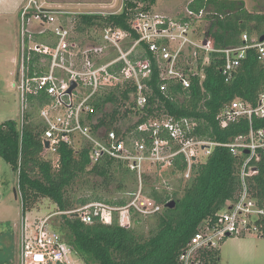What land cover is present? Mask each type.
I'll list each match as a JSON object with an SVG mask.
<instances>
[{"label":"built area","instance_id":"1","mask_svg":"<svg viewBox=\"0 0 264 264\" xmlns=\"http://www.w3.org/2000/svg\"><path fill=\"white\" fill-rule=\"evenodd\" d=\"M45 4V1L27 0L18 14L19 54L13 76L20 100L19 128H22L26 114L35 109L40 124L41 157L50 162L54 170L60 165L59 148L65 145L75 153L85 149L89 168L107 158L135 175L139 182V188L124 206L94 202L61 213L72 215L84 224L93 221L110 224L116 218L120 226L129 227L132 213L147 217L160 214L165 208L142 192L146 165L171 169L174 159L182 156L187 167L180 175L189 179L191 165L199 158L200 151L208 156L214 147L221 146L241 159L237 174L238 194L234 200L226 201L214 219L205 220L198 226L180 250L176 263L216 264L214 253L225 238L249 233L264 238V209L251 196L247 184V180L257 174L256 163L264 152V127H253L254 119H264V93L257 96L255 105L234 99L220 110L216 121L221 129L240 120L249 124L247 134L225 144L193 137L198 124L188 118L163 116L140 124L132 121L130 125L116 124L115 128L106 129L100 124L105 111L99 112L95 106L105 88L120 86L129 90L133 107L143 109L151 94L147 82L152 75V64H156L158 87L162 94L167 92L170 84H178L183 90L190 88V75L195 74L191 72L196 71V58L203 53V64H206L208 53L215 52L211 38L204 37L198 41L197 36H192L193 17L197 18L202 12L199 15L188 12L184 18L187 21L174 22L158 15L152 16L148 10L135 9L129 25L138 39L127 50L120 51L119 45L127 39V33L105 28L101 37L118 49V56L106 64L88 63L76 68V64H63L65 55L76 48L75 41H71V28L61 19L68 14ZM262 36L264 34L252 36L243 33L241 45L219 51L224 54L223 75L226 81L245 58L247 50H254L257 59L264 62ZM38 37L45 38L46 44L39 43ZM140 44L145 46L150 57H138L136 47ZM188 48L192 50L191 61L181 63ZM102 51L101 46L86 45L82 56L89 62V55L97 57ZM35 54L40 55L41 64L30 70L29 61ZM118 63L122 66L117 71ZM181 64H187V73ZM200 78L202 80L204 76L201 74ZM71 83H75V88L68 93ZM44 142H48V148L44 147ZM18 240L16 264H78L76 260L85 264L73 254L66 240L51 228L47 220L22 226Z\"/></svg>","mask_w":264,"mask_h":264},{"label":"trees","instance_id":"2","mask_svg":"<svg viewBox=\"0 0 264 264\" xmlns=\"http://www.w3.org/2000/svg\"><path fill=\"white\" fill-rule=\"evenodd\" d=\"M155 1L123 0L122 9L115 14L74 16L79 17L80 22L88 28L119 29L127 33L128 40L132 43L138 39L129 25L134 9L146 11ZM139 3L141 8L137 6ZM205 9L210 14L207 16L209 27L205 37L213 39L215 52L208 53L206 64H203V53L196 58V71L191 72L195 74L190 75V88L183 90L178 84H170L167 92L162 94L158 87L156 64H152V75L147 82L151 89L147 105L143 109L134 108L128 102L129 90H123L120 86L105 88L95 106L99 112H103L107 104H111L112 109L108 113L103 112L101 125L106 129L115 128L116 124L130 125L134 115H140L135 124L167 116L196 121L198 125L192 135L199 140L225 144L247 134L248 121L240 120L221 129L216 116L234 99L256 104L257 96L264 93V62L257 59L254 50H247L245 58L226 81L223 75L224 54L219 51L241 45L240 38L244 32L264 34V14L250 13L243 3L235 0H191L187 5L188 12L194 15L203 13ZM36 39L43 40L41 37ZM136 49L138 57L151 56L143 44ZM38 64L40 55H32L30 70L37 68ZM121 66L118 63L115 70L118 71ZM181 67L187 73L189 67ZM201 74L204 76L202 80ZM31 116L30 111L25 118L28 120ZM39 127L40 124H31L29 121L24 122L21 129L19 123L12 120L0 124V158L17 174L23 212L30 207L32 200L38 198L49 199L60 212L70 211L73 203L67 196V190L86 173L101 178L103 183L109 185L115 180L112 171L116 170L119 174L118 189H123L125 181H137L127 170L118 166L114 168V163L107 158L89 168L85 149L75 153L65 145L59 148L60 165L54 170L51 163L41 157L43 148L39 139ZM253 127H264V119H254ZM240 162V157L233 156L228 148L216 146L205 162L192 163L189 179L181 188L179 185L171 193L158 190L150 183L148 176H143V184L149 189L148 192L144 190L146 196L163 206L174 201L173 209L165 207L162 213L147 217L132 213L129 227L120 226L116 218L110 224L97 221L84 224L72 215L62 214L57 232L66 236L73 254L85 264H177L180 250L198 226L205 220L214 219L226 201L236 198L240 188L237 176ZM256 166L258 172L247 180V184L251 196L264 209V152ZM186 167L183 157L178 156L174 159L170 173H181ZM94 202H102V199L84 198L78 204L83 207ZM102 203L118 207L126 205L128 201L106 200ZM141 218L154 220V226L146 236L132 226V223H138ZM8 258V254L0 249V264H7Z\"/></svg>","mask_w":264,"mask_h":264},{"label":"rangeland","instance_id":"3","mask_svg":"<svg viewBox=\"0 0 264 264\" xmlns=\"http://www.w3.org/2000/svg\"><path fill=\"white\" fill-rule=\"evenodd\" d=\"M26 1L0 0V124L9 120L19 123L21 120L20 100L14 86L13 75L16 59H18L19 54L18 14ZM39 1H45L46 6L63 11L84 8L105 14L117 7V0H90L81 5H76L71 0ZM235 1L243 3L244 8L250 13L264 14V0ZM189 2L191 0H156L153 5L149 6L148 11L152 16L158 15L166 20L179 22V20L188 16L187 5ZM137 6L141 8L142 5L139 3ZM208 12L209 10L205 9L197 18L193 17L194 34L192 36H197L198 41H201L206 36L205 34L209 27ZM61 19H64V22L71 28V41H75L76 45V48H72L65 55L63 64L67 66L76 64V68H79L82 64L88 63L94 65L106 64L112 62L118 56V49L102 39L103 29L101 30L100 27L88 28L80 22L79 17L70 14ZM249 35L253 36L254 34ZM39 43L46 44L45 38L40 40ZM86 45L101 46L103 51L97 57L89 55L88 58L90 60L86 62L84 60L85 57L82 56V51ZM130 45V40L127 37L119 45L120 51L127 50ZM138 53L137 55H139ZM191 56V48L186 49L182 55L181 63L191 61ZM181 65L185 66L187 64ZM131 99L129 98V103H132ZM111 109V104L104 106V111L107 113ZM139 117L140 115H134L131 117V120L136 122ZM28 121L31 124H39V118L35 109L28 120L25 118V123ZM206 158L207 156H204L203 152L200 151L199 158L194 163L205 162ZM114 168H116V165H114ZM170 171L171 169L162 166L146 165L144 174L142 175V192L144 195H146L144 190L146 192L149 190L148 186H144L143 184L144 175L150 178V183L155 185L158 190H165L169 193L174 191L179 185L181 188L186 180H188L183 176L181 177L180 173L171 174ZM112 173L115 176V180H112L109 185L103 183L101 178L90 173L84 174L71 185L67 190V196L73 203L71 211L80 209L81 206L78 204V201L84 198L92 199L99 197L102 199V202L121 199L129 201L133 196L132 194L139 188L136 176L133 175L137 181H125L123 189H118L119 174L116 170L115 172L112 171ZM29 205L30 207L23 212L17 186V174L0 158V249L8 254L7 264H16L17 262L18 239L22 226L34 225L47 220V223L55 231H58L60 227V216H62V213L52 201L46 198H38L32 200ZM153 221V218H141L138 223H132V226L146 236L154 226ZM61 236L64 240L67 239L64 234H61ZM215 255L218 258L216 264H264V238L253 233L244 236L227 237L218 244ZM76 261L78 264L80 263L78 260Z\"/></svg>","mask_w":264,"mask_h":264},{"label":"water","instance_id":"4","mask_svg":"<svg viewBox=\"0 0 264 264\" xmlns=\"http://www.w3.org/2000/svg\"><path fill=\"white\" fill-rule=\"evenodd\" d=\"M78 4H80V0L78 1ZM120 7H121V1H119L117 7L111 11H108L107 13L105 14H115L117 12H119L120 10ZM67 14H73V15H80V14H95L97 12H95L94 10H89V9H84V8H77V9H72V10H66L65 11ZM97 14H103V13H100L98 12ZM264 39V36H262L260 38V41H263ZM205 44V42H204ZM75 88V83H71L70 85V88L68 90V93H70L73 89ZM44 147L45 148H48V142H44ZM175 206V202L174 201H169L165 207L168 208V209H173Z\"/></svg>","mask_w":264,"mask_h":264},{"label":"flooded vegetation","instance_id":"5","mask_svg":"<svg viewBox=\"0 0 264 264\" xmlns=\"http://www.w3.org/2000/svg\"><path fill=\"white\" fill-rule=\"evenodd\" d=\"M78 1L79 0H71V2H73L74 4H78ZM87 1H90V0H80V4L79 5H81V4H85ZM119 1H121V7H120V9H122V6H123V0H117V5H118V3H119ZM65 11V10H64ZM120 11V10H119Z\"/></svg>","mask_w":264,"mask_h":264}]
</instances>
